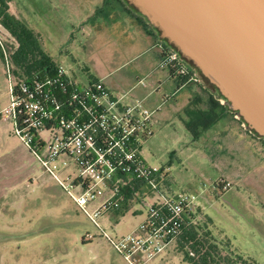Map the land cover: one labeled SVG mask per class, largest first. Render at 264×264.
I'll return each instance as SVG.
<instances>
[{
	"label": "rangeland",
	"instance_id": "374dc122",
	"mask_svg": "<svg viewBox=\"0 0 264 264\" xmlns=\"http://www.w3.org/2000/svg\"><path fill=\"white\" fill-rule=\"evenodd\" d=\"M70 1L85 0H8V8L39 34L42 48L78 86L95 78L96 72L107 73L105 82L115 88L140 78L141 71L137 69L142 62L132 56L133 46L113 33H98L91 43L96 33H80L81 27H72L83 16V7L77 9ZM93 1L95 6L102 5V0ZM122 6L127 7L123 3ZM155 36L145 44L153 49L157 46V53L163 43L159 40L162 45L158 46ZM0 42L3 47L12 42L1 28ZM7 71L8 64L0 58V93L6 91L4 96L8 99ZM190 83L197 89L192 99H206L207 90L214 96L203 83ZM186 108H182L180 116L176 107L166 112V106L159 103L153 133L140 144L141 158L164 169L158 188L161 193L198 195L201 201L196 223L205 222L204 228L197 231L198 236L206 230L202 236L221 244L220 252L230 251L242 259L264 263V145L243 129L228 110L209 135L198 130L200 133L193 139L180 119H187L183 112ZM47 177L46 173L41 176V191H27L22 207L14 213L0 214V264H188L179 252L177 237L151 259L135 256L125 260L58 183ZM156 196L157 192L152 191L142 199L122 204L120 211L105 212L97 222L117 241L134 231L144 218L143 203H152ZM86 234L92 237L86 238ZM187 248L191 250L184 243L182 249Z\"/></svg>",
	"mask_w": 264,
	"mask_h": 264
},
{
	"label": "built area",
	"instance_id": "2783aa9c",
	"mask_svg": "<svg viewBox=\"0 0 264 264\" xmlns=\"http://www.w3.org/2000/svg\"><path fill=\"white\" fill-rule=\"evenodd\" d=\"M178 57L175 50L163 46L156 66L203 86L195 70ZM11 78L7 71L8 100L0 117L10 121L12 133L42 171L58 183L125 260L155 257L182 230L196 223L198 195L161 193L158 188L164 169L140 156V144L153 133L158 104L147 105L144 97L129 92L114 93L101 78L78 86L59 64L50 76L18 83H12ZM137 84L144 85L143 79ZM230 113L245 129L238 116ZM152 191L157 196L152 203H143V220L132 233L113 241L97 218ZM246 264L264 263L246 260Z\"/></svg>",
	"mask_w": 264,
	"mask_h": 264
},
{
	"label": "water",
	"instance_id": "95a60500",
	"mask_svg": "<svg viewBox=\"0 0 264 264\" xmlns=\"http://www.w3.org/2000/svg\"><path fill=\"white\" fill-rule=\"evenodd\" d=\"M264 142V0H123Z\"/></svg>",
	"mask_w": 264,
	"mask_h": 264
},
{
	"label": "crops",
	"instance_id": "0c3cea01",
	"mask_svg": "<svg viewBox=\"0 0 264 264\" xmlns=\"http://www.w3.org/2000/svg\"><path fill=\"white\" fill-rule=\"evenodd\" d=\"M93 2V0H85L82 3L70 1L77 9L83 7L80 11L83 16H79L72 27L79 29L81 27L80 33H96L91 43L98 37V33H113L114 37H121L126 44L133 46L132 56H136V59L140 58V62H142L141 65H138V69L136 68L141 71V77L135 78V80L120 88L109 86L110 84L105 82V74L107 73L100 75L96 72V78H101L114 93L129 92L133 97H144L147 105L153 106L160 103V106H166V112L171 107H176L180 116L184 106L187 107L183 110L184 113L189 109L205 106L206 99L191 98V95L196 93L197 89L190 82L184 81L183 78L168 70L157 68L160 52L157 51L156 53L158 47L156 46L153 49L145 44L152 39V36H155L152 34L154 32L145 28L137 17L133 13L130 14L131 12L125 6H122V3L118 0H102V5L98 6H95ZM105 6L106 8H104ZM114 10H118L119 13L113 14ZM97 11L100 12L96 13ZM102 12H105V15ZM154 38L158 46L162 45L157 36ZM140 79H143L144 85L137 84ZM4 92L0 93V109L6 105L8 100ZM198 99H200L199 103ZM167 115L168 113L164 117ZM185 118H187L186 114ZM180 119L184 123L185 120L182 117ZM220 119L216 120L202 133L209 135V130L218 124ZM44 174L25 146L12 133L9 121L0 117V214L14 213L15 209L22 207L27 191L28 193L41 191L39 187L42 183L41 176ZM32 203L34 204V201Z\"/></svg>",
	"mask_w": 264,
	"mask_h": 264
},
{
	"label": "trees",
	"instance_id": "16d2710c",
	"mask_svg": "<svg viewBox=\"0 0 264 264\" xmlns=\"http://www.w3.org/2000/svg\"><path fill=\"white\" fill-rule=\"evenodd\" d=\"M118 1L127 6L123 0ZM126 9L133 13L145 28H149L156 35L158 34L155 29L147 25L142 16L128 6ZM99 12L97 11L96 13ZM102 14L105 15V12H102ZM0 28L12 41L8 47H3L0 42V58L4 63L8 64L9 72L13 75L16 83L20 80L28 81L35 77L42 78L52 74L55 63L51 56L42 48L39 34L33 29L28 28V26L10 13L8 0H0ZM162 43L163 46L167 45L164 40H162ZM187 65L190 66L188 63ZM206 92L208 95L204 107L185 111L187 120L184 121L183 125L190 131L193 139L197 137L198 130L203 132L227 112V108L219 104L212 93L208 90ZM199 102L200 99H198ZM258 140L264 145L262 139L258 138ZM122 204L126 203L123 202ZM121 208L122 205L117 211H120ZM206 218L208 221L209 218ZM204 226L205 222L203 224L199 222L191 224L177 235L178 239L176 243L183 260L188 264H246L245 259L234 256L230 251L225 253L220 252L219 249L223 247L221 244L203 237L207 233L206 230L198 236L197 231L203 229ZM184 243H187L192 251L188 250V248L187 250H183Z\"/></svg>",
	"mask_w": 264,
	"mask_h": 264
},
{
	"label": "flooded vegetation",
	"instance_id": "af4514ba",
	"mask_svg": "<svg viewBox=\"0 0 264 264\" xmlns=\"http://www.w3.org/2000/svg\"><path fill=\"white\" fill-rule=\"evenodd\" d=\"M257 138V137H256ZM258 139V138H257ZM261 143V142H260ZM262 144V143H261ZM262 146H263V144H262Z\"/></svg>",
	"mask_w": 264,
	"mask_h": 264
}]
</instances>
